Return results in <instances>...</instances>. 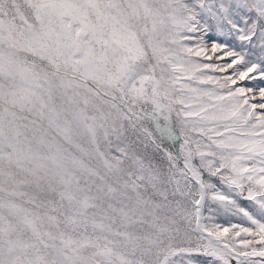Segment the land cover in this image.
<instances>
[{
  "label": "snow or ice",
  "instance_id": "6c2138e0",
  "mask_svg": "<svg viewBox=\"0 0 264 264\" xmlns=\"http://www.w3.org/2000/svg\"><path fill=\"white\" fill-rule=\"evenodd\" d=\"M234 262L264 264V0H0V264Z\"/></svg>",
  "mask_w": 264,
  "mask_h": 264
},
{
  "label": "rangeland",
  "instance_id": "374dc122",
  "mask_svg": "<svg viewBox=\"0 0 264 264\" xmlns=\"http://www.w3.org/2000/svg\"><path fill=\"white\" fill-rule=\"evenodd\" d=\"M213 61H215V56H213ZM231 69L228 70V73H231ZM228 73H215V75H226ZM242 83H245L247 84L248 82L245 81V82H242ZM252 83H260L259 81H254ZM218 222L221 223L223 226H228V224L231 222V223H239L240 220L238 217H226V216H221L218 218ZM244 226H248L247 223L244 224ZM258 259V258H257ZM235 264V262H234Z\"/></svg>",
  "mask_w": 264,
  "mask_h": 264
}]
</instances>
